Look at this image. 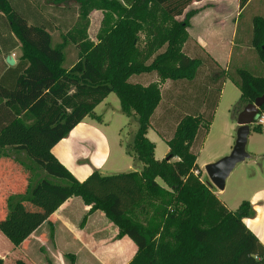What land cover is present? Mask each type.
Wrapping results in <instances>:
<instances>
[{
  "label": "trees",
  "instance_id": "1",
  "mask_svg": "<svg viewBox=\"0 0 264 264\" xmlns=\"http://www.w3.org/2000/svg\"><path fill=\"white\" fill-rule=\"evenodd\" d=\"M66 1L45 4L58 8ZM69 1L82 7L91 3ZM193 1L199 0L116 3L119 18L96 43L83 42L73 30L66 32L79 57L64 68L62 45L52 44L57 27L41 5L35 0H0L1 18L16 43L4 53L21 47L20 61L6 70V80L0 78V147L12 144L14 150H25L32 162L3 154L0 148V158L11 160L0 168V178L7 181L0 195V227L13 241L30 235L68 198L80 197L89 212L102 211L118 228V236L127 235L135 243L131 264H264V245L243 222L254 214L249 201L235 210L226 207L201 179L196 163L226 71L208 54L192 56L183 50L187 27L197 12L186 10ZM237 1L239 11L250 2ZM183 14L184 20L177 21ZM251 23L250 43L264 65V16H253ZM203 68L212 73L200 82ZM153 74L159 80L145 81ZM140 76L143 81L132 80ZM233 76L241 91L239 110L264 93V69L255 73L237 67ZM168 80L173 87L189 89L168 95L167 113L160 120L173 119L175 126L166 136L157 124L168 152L156 159L155 143L146 134L163 99L160 82ZM110 92L118 97L123 114L136 115L138 127L125 150L140 166L112 174L94 170L79 181L50 148L85 117L101 121L95 106ZM259 113L264 114V103ZM251 127L261 131L260 124ZM23 170H31L35 181L30 184L28 179L22 193Z\"/></svg>",
  "mask_w": 264,
  "mask_h": 264
},
{
  "label": "rangeland",
  "instance_id": "2",
  "mask_svg": "<svg viewBox=\"0 0 264 264\" xmlns=\"http://www.w3.org/2000/svg\"><path fill=\"white\" fill-rule=\"evenodd\" d=\"M35 1L41 5L47 16L51 18L57 27L52 34V44L62 45L64 58L61 65L64 68H69L79 57L78 47L70 41L66 32L73 30L78 32L79 35L81 34L83 42L96 43L100 33L109 30L117 22L119 13L116 3L122 4V0H105L106 2L91 0V3L82 7L78 2L74 3L67 0L63 7L55 8L52 5L45 4L46 0ZM113 5L116 7L114 8ZM186 10H196L195 14L200 11L202 13L208 12L203 18L198 17L199 19L195 20L193 29L200 30L203 29V25L208 24L206 26L208 34L205 32L203 34L205 33L211 42L215 44V53H217L215 55L222 61L224 51L227 50L225 39L228 38L230 29L234 27L236 29L229 62L224 68L226 74L221 80L218 94L216 93L212 120L196 160L198 166L201 167V179L207 183L209 179L205 173L204 165L227 155L231 151L236 138L241 91L233 79L234 71L237 67L250 69L255 73L262 72L264 69L263 63L259 60L250 43L251 20L255 15L264 16V0H251L243 11H239L237 0H199L193 1ZM176 20L183 21L184 14L176 17ZM144 39V35L141 34L140 40L142 43ZM189 40H187V45H183V50L192 56L201 55L206 57L208 53L202 49L197 50V46L189 43ZM10 55L13 57L21 56V47L17 52ZM211 73L208 72V69L203 68L198 79L201 82L204 76ZM217 74H220V72L215 75ZM143 77H136L132 80L143 81ZM153 80L159 79L154 74L145 76V81ZM173 86L172 81L169 80L160 82L163 99L146 134L148 139L155 143L154 154L159 159L166 156L168 145L166 140L155 130L157 124L166 136L170 135L171 129L175 126V120L173 119L164 120V124L160 120V117L163 115V118H165L164 115L167 113L168 95H176L179 91L189 89L185 86ZM214 93L215 90L211 94L213 98ZM180 111L178 109L177 113H180ZM95 112L101 116V121L94 119L95 122H100L105 129V135L112 140L110 161L115 162L116 166L110 168L109 171L115 173L136 169L140 162L125 150L126 145L132 142L138 127L136 115L129 117L121 112L119 99L114 92H110L103 99V102L95 106ZM263 128L264 125L261 126V131L252 130L247 138L246 150L251 155L245 159L248 163L255 160L253 151L260 149L264 144ZM12 147H0L1 153L25 159L28 164L32 165V162L27 161L29 157L25 150H14ZM259 160L256 161L260 162ZM127 163L130 165L129 168ZM241 164L235 166L226 179L225 188L217 195L232 210H235L241 202V200L239 203L236 202L238 197H242V200L246 199L244 196L250 190L248 187H242L244 182L242 179L245 176L251 177L252 170L244 169L241 167L244 165ZM252 166L254 170L259 168L256 164H252ZM23 172L26 173V177L22 193L26 189L28 179L30 184L35 181L31 170L28 172L23 170ZM157 182L164 186L161 179L157 178ZM213 190L215 193L218 192L216 187H213ZM13 200H15L14 197ZM82 202L80 197H72L66 205L67 211L65 207L60 212L58 211L57 221H47L45 219L44 223L41 222L43 224L41 227L40 224L36 227L38 229L34 233L21 241H13L0 227V258H2L3 264H14L17 260H21L26 264H131L137 252L135 243L127 235L118 236V228L107 218L106 220L103 215L100 216L97 211L90 213L82 211ZM68 232H70L69 235ZM79 248H81L80 251H78ZM89 248L94 253H88V255L83 252Z\"/></svg>",
  "mask_w": 264,
  "mask_h": 264
},
{
  "label": "crops",
  "instance_id": "3",
  "mask_svg": "<svg viewBox=\"0 0 264 264\" xmlns=\"http://www.w3.org/2000/svg\"><path fill=\"white\" fill-rule=\"evenodd\" d=\"M23 1L25 0H19V2H22V3ZM207 13L208 12L202 13L200 11L199 13L191 17L190 25L187 27V31H188V35L190 39L189 43L197 46V50L202 49L203 51L207 52L209 56L213 60H215L221 68H226L229 62V57L231 55L230 51L234 44L233 36H234L236 29L235 27L230 29L228 38L225 39V41H227L225 43L227 45V50L224 51L225 53H224L223 61H222L221 59H219V57H217V55H215L217 54L215 53L216 51L215 44H213L211 40L208 38V36H206V34H208L206 30L207 28L206 26H208V24L203 25V29H200V30L193 29L195 27L194 25L195 20L196 19L198 20L200 17L203 18L204 15ZM1 17L2 16L0 15V20H1L0 21L1 23L0 25L1 26L0 27V78L1 80H6L7 79L5 78L6 77L5 75H7L6 70L9 68H14L17 65V63L20 61V56L19 57L12 56V58L14 59L13 65L7 64L5 59L11 53L17 52V50L20 49V45L18 44L14 49H11V51L7 55L4 53V51L12 48V46L16 43L14 39L10 37V34L8 32V27L4 23L3 18ZM203 32H205L206 34L205 33L203 34ZM250 35H251V30H250ZM10 38H11V41H10ZM184 45H187V41L185 42ZM101 102H103V100ZM96 106H98V104ZM262 125H264V123ZM251 126L252 124L250 125L249 135L251 134V131H252ZM105 133H106L105 129L101 126L100 122H95L94 119L85 117L81 122L75 125V127H73V129L64 138H62L57 143L51 146L50 153L61 164H63L72 173V175L79 181L84 180L94 170H98L102 174H112L111 171L109 170L110 168H113L114 166H116V163L110 161V156L112 153V140L111 138L107 137ZM7 146H12V144L11 145L6 144L3 147H7ZM253 152L255 153L254 155L255 160H251L249 163L246 160L241 162L242 163L241 165H244L241 167L247 170L249 169L252 170L251 177L245 176L242 179L244 181L242 183L243 184L242 187L244 188L248 187L250 189L248 191V194L244 196V198H246L244 200L249 201L254 211V214L252 216L243 218V222L246 225V227L264 245V144L260 149H256ZM156 159H159V158H156ZM257 159L258 160L260 159L259 160L260 162H257L256 161ZM9 162H11L9 157L0 158V168H3V166ZM252 164H256L257 166H259V168L258 169L255 168L256 170H254ZM138 166H140V164H138ZM127 167L128 168L130 167L129 163H127ZM119 172H124V171H119ZM115 173H118V172H115ZM6 183L7 181L0 178V195L3 193L4 189L6 188V186L3 187V184H6ZM221 192L222 191L218 190L216 194L218 195ZM70 199H72V197L68 198L66 201L61 203V205L47 217V221H51V220L57 221L58 218L56 217H58V211L60 212L62 208L64 207L66 210V207H67L66 205ZM240 200L241 202L243 201L242 197H238L236 202L239 203ZM226 207L228 206L226 205ZM81 210L87 211V213H90L89 206L85 205L83 202L81 205ZM95 211H97V213H99L100 216L102 215L104 216V213L102 211L100 210H95ZM42 225L43 224H41L40 227ZM37 229L31 232L30 235L34 233ZM69 234L70 232H68V235ZM80 250L81 248L78 249V251ZM83 252L87 254L94 253V251L90 248L84 250Z\"/></svg>",
  "mask_w": 264,
  "mask_h": 264
},
{
  "label": "water",
  "instance_id": "4",
  "mask_svg": "<svg viewBox=\"0 0 264 264\" xmlns=\"http://www.w3.org/2000/svg\"><path fill=\"white\" fill-rule=\"evenodd\" d=\"M5 60L9 65L14 64V59L11 55H8ZM263 103L264 93L256 97L253 102L246 103L239 110L237 114L238 128L231 151L218 160L204 165L205 173L209 179L207 185L210 188L216 187L219 191H222L225 188L226 179L235 166L250 157L246 150L250 125L254 123L255 119L260 114L259 110Z\"/></svg>",
  "mask_w": 264,
  "mask_h": 264
},
{
  "label": "built area",
  "instance_id": "5",
  "mask_svg": "<svg viewBox=\"0 0 264 264\" xmlns=\"http://www.w3.org/2000/svg\"><path fill=\"white\" fill-rule=\"evenodd\" d=\"M254 123L262 125L264 123V114H259Z\"/></svg>",
  "mask_w": 264,
  "mask_h": 264
}]
</instances>
